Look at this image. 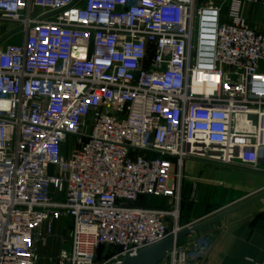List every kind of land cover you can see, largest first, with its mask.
<instances>
[{
  "label": "built area",
  "instance_id": "obj_1",
  "mask_svg": "<svg viewBox=\"0 0 264 264\" xmlns=\"http://www.w3.org/2000/svg\"><path fill=\"white\" fill-rule=\"evenodd\" d=\"M242 3L264 6L0 0V264L119 263L181 230L185 159L264 171V30ZM62 218L69 248L42 257ZM210 245L190 235L159 264Z\"/></svg>",
  "mask_w": 264,
  "mask_h": 264
},
{
  "label": "crops",
  "instance_id": "obj_2",
  "mask_svg": "<svg viewBox=\"0 0 264 264\" xmlns=\"http://www.w3.org/2000/svg\"><path fill=\"white\" fill-rule=\"evenodd\" d=\"M206 1V0H205ZM220 9L222 19L228 18L231 0H209ZM240 11L250 26L264 30V6L242 3ZM177 171V168H174ZM181 172L178 225L184 229L264 190V171H254L238 163L231 166L185 159ZM149 198V199H147ZM143 199L146 207L170 208L166 198L150 196ZM147 204H151L150 206ZM154 205V206H153ZM71 218H62L55 233L38 246L42 257L55 256L70 246ZM173 222L168 219V229ZM210 241L203 264H253L264 258V196L228 213L197 231ZM190 235L177 241L184 242ZM193 236V235H191ZM103 249L99 255L103 254Z\"/></svg>",
  "mask_w": 264,
  "mask_h": 264
},
{
  "label": "water",
  "instance_id": "obj_3",
  "mask_svg": "<svg viewBox=\"0 0 264 264\" xmlns=\"http://www.w3.org/2000/svg\"><path fill=\"white\" fill-rule=\"evenodd\" d=\"M201 1V0H200ZM250 117L254 120L255 116L250 115ZM264 196V190L261 192L256 193L255 195L228 207L215 215H212L202 221H199L193 225H190L184 229H181L176 234H172L164 238L163 240L146 247L135 255L126 256L123 260L119 263H112V264H159L160 261L165 257L167 251L171 249L177 241L180 239L188 236L193 235L194 237L197 236V231L201 228L207 226L208 224L224 218L228 213L237 210L261 197Z\"/></svg>",
  "mask_w": 264,
  "mask_h": 264
},
{
  "label": "rangeland",
  "instance_id": "obj_4",
  "mask_svg": "<svg viewBox=\"0 0 264 264\" xmlns=\"http://www.w3.org/2000/svg\"><path fill=\"white\" fill-rule=\"evenodd\" d=\"M7 27V26H6ZM6 29V28H5ZM4 29V30H5ZM21 33L20 32H17L15 33L11 38L9 39H6L5 42H12V43H15V42H20L22 40V37H21ZM261 70L264 71V67L261 66ZM48 172L51 174L53 173V170H52V167H49V170ZM71 227V223L70 221L68 220V222H66L65 224V227H64V232H65V236L67 237L68 236V232H69V228Z\"/></svg>",
  "mask_w": 264,
  "mask_h": 264
},
{
  "label": "trees",
  "instance_id": "obj_5",
  "mask_svg": "<svg viewBox=\"0 0 264 264\" xmlns=\"http://www.w3.org/2000/svg\"><path fill=\"white\" fill-rule=\"evenodd\" d=\"M147 197H150V196H141L140 199H139L138 204H140V205H145L142 201H143L144 198H147ZM147 199H149V198H147ZM147 205L150 206L151 204H147ZM153 206H154V205H153Z\"/></svg>",
  "mask_w": 264,
  "mask_h": 264
}]
</instances>
